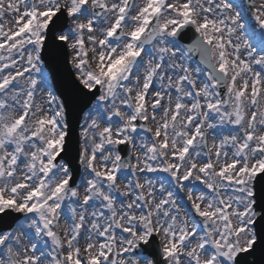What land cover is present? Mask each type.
<instances>
[{"label": "snow or ice", "instance_id": "obj_1", "mask_svg": "<svg viewBox=\"0 0 264 264\" xmlns=\"http://www.w3.org/2000/svg\"><path fill=\"white\" fill-rule=\"evenodd\" d=\"M256 26L264 42V0H0V221L23 217L0 231V264H238L250 253L264 219V55L240 33ZM52 39L96 101L82 191L63 162L65 106L36 97ZM156 172L172 181L159 197L139 175Z\"/></svg>", "mask_w": 264, "mask_h": 264}, {"label": "water", "instance_id": "obj_2", "mask_svg": "<svg viewBox=\"0 0 264 264\" xmlns=\"http://www.w3.org/2000/svg\"><path fill=\"white\" fill-rule=\"evenodd\" d=\"M184 42L190 43L191 41ZM59 43L60 42L54 39H52L51 43L46 42V49L43 51L42 57L51 75L54 87L59 97L63 100L66 108L69 124V139L71 143L68 154L64 156V160L69 164L70 168L75 171L79 153L77 140L79 122L84 112L95 100L91 97V94L86 95L74 80L69 66V57L66 47L65 45L63 47H57ZM74 175L76 176L77 173L74 172ZM255 191L257 193V212L264 213V181H258L256 183ZM6 217L0 221V231L10 230L17 222L13 217L10 222H6ZM3 223H8V225L4 227ZM256 232L257 243L254 245V249L250 253L241 254L240 257L237 258L238 264H264V219H258ZM152 251V249H149L145 253L152 259L158 260V257L150 255Z\"/></svg>", "mask_w": 264, "mask_h": 264}, {"label": "rangeland", "instance_id": "obj_3", "mask_svg": "<svg viewBox=\"0 0 264 264\" xmlns=\"http://www.w3.org/2000/svg\"><path fill=\"white\" fill-rule=\"evenodd\" d=\"M233 1H234V0H233ZM256 2H257V4H258V3L261 2V0H256ZM234 11H236V10H234ZM253 22H254V21H253ZM249 23H250L251 25L254 26V24L252 23L251 19H249ZM249 29H250V30H249L247 33H245V34L241 31L240 35L242 36V38H243L244 40H247L248 43H249V38H248L247 36L249 35V36L253 39L252 41H253L254 43L256 42V44H255V45H256V48L251 46V48L254 50L255 54H256L257 56L264 55V42H262L261 37H260V35H259V33L261 32V30H260L257 26L255 27V32H254V33L251 31V28H249ZM259 52H260V54H259ZM178 62H179V61H178ZM70 63H71V56H70ZM188 63L190 64V66H191L192 68L197 67V64H196V62H195L194 59L191 60V61H189ZM71 65H72V63H71ZM72 68H73V66H72ZM73 71H74V74H75V69H74V68H73ZM41 76L43 77V86H42V87H38V90H37V93H36V97H37V102H38V103H39V102H42V101H44V100H46L47 97L49 96V94L54 95V96L56 97V95H55V93H54L53 86H52V84H51V81H50L48 75L46 74L43 65L41 66V73H40V74H37V79H40ZM75 77H76V75H75ZM203 79H205V77H204V75H203V73H202V74L198 77V82H199L200 80H203ZM56 102H57V103H61V101H60L57 97H56ZM50 107H52V108L54 109V108L56 107V105L54 104V105H52V106H50ZM95 108H96V104H95V105L92 107V109L86 114V116H85V118H84L83 126L85 125L86 121L88 120L89 114H90V113L93 114V115L95 114V112H94ZM216 131L218 132V131H220V130L218 129V130H216ZM224 131L226 132L227 129H225ZM215 134H216L215 132H210V139H209V143H210V144H211V142H212L211 137L214 136ZM133 135H136V134H133ZM81 143H82V141H81ZM133 162H135V161L133 160ZM81 167H82V166H81ZM159 173H163V172H156V173H140V174H139L142 178L151 179V180L153 181V184L155 185V191H156V195H157V197H159V195H160V193H159V188H160V185H161V184H164L165 187L167 188V187L172 183V181H171V177H169L167 173H164V177H162V178H160V177L158 176ZM83 179H84V172H83V168H82V177H81V181H80L79 185L77 186L78 188H80L81 191H82V184H81V182H82ZM128 179H131V176H130V175H129ZM125 182H127V181H125ZM141 182H143V179H142ZM184 183L187 185V184L190 183V181H185ZM114 195L117 196L118 201H119V200L130 199V197H129V198H124V197H119L118 194H114ZM175 195H176V198L178 199V202L183 203L185 206H189V205H186L187 201H186V199L184 198V194H183V193H180L178 190H176ZM65 214L68 215L67 209H65ZM258 217H259V216H258ZM61 225H62V227L64 226V219H63V217L61 218ZM50 247H51V245H49V248H50ZM2 251H3V249H0V252H2Z\"/></svg>", "mask_w": 264, "mask_h": 264}, {"label": "bare ground", "instance_id": "obj_4", "mask_svg": "<svg viewBox=\"0 0 264 264\" xmlns=\"http://www.w3.org/2000/svg\"><path fill=\"white\" fill-rule=\"evenodd\" d=\"M186 205H188V204L186 203Z\"/></svg>", "mask_w": 264, "mask_h": 264}]
</instances>
